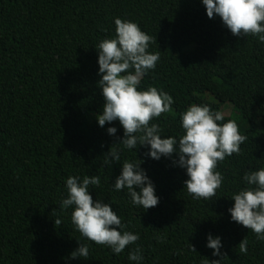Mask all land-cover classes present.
<instances>
[{
    "label": "trees",
    "instance_id": "trees-1",
    "mask_svg": "<svg viewBox=\"0 0 264 264\" xmlns=\"http://www.w3.org/2000/svg\"><path fill=\"white\" fill-rule=\"evenodd\" d=\"M115 18L156 38L148 51L160 59L137 90L156 87L173 97L175 115L150 122L163 129L162 139L184 134L180 114L191 105L222 112L230 104L238 113L217 122L234 120L247 139L239 155L218 162L224 179L210 200L187 193L186 169L172 165L175 154L151 159L148 147L117 144L124 136L118 121L88 122L105 103L95 47L115 37ZM257 123L264 129V42L232 35L219 16H207L202 0H0V264H207L221 260L206 246L209 234L221 238L220 264H264V241L228 211L233 195L251 187L245 173L264 168ZM109 127H116L114 136ZM111 148L120 161L107 166ZM125 161L142 162L156 207L144 211L127 188L114 189ZM86 175L100 177L89 194L111 205L127 226L121 232L139 234L119 255L75 229L73 208L60 209L67 178ZM245 237L247 254L238 248ZM80 243L88 257L71 259ZM137 247L143 260L130 261Z\"/></svg>",
    "mask_w": 264,
    "mask_h": 264
},
{
    "label": "clouds",
    "instance_id": "clouds-1",
    "mask_svg": "<svg viewBox=\"0 0 264 264\" xmlns=\"http://www.w3.org/2000/svg\"><path fill=\"white\" fill-rule=\"evenodd\" d=\"M207 16L214 19L219 16L223 25L232 35L241 37L249 34L258 36L264 42V0H202ZM115 37L104 39L98 45V64L101 79L98 86L102 90L104 105L102 114L97 116L98 124L118 121L123 128V144L127 149H136L137 145L148 147L145 154L154 160L161 157L172 160L173 166L186 169L188 179L184 181L187 193L194 199L210 200L216 195L223 182V176L216 171L218 162L234 153L239 155L240 145L247 137L239 133L234 120H224L220 111L213 112L207 105H191L180 114L184 134L177 139L173 136L161 138L163 131L158 124H150L153 118L172 111L173 97L149 87L139 91L141 79L150 70L155 69L160 59V52L148 51L156 38L146 34L138 24L115 18ZM116 127H109L107 133L115 135ZM178 145V147H177ZM120 161L117 149L111 148L104 155V165ZM142 163V162H141ZM141 163L125 161L121 174L116 178L114 189L122 191L127 188L131 202L144 211L156 207L159 198L155 195V186L149 179ZM247 185L233 195L234 206L229 208L231 220L251 230L258 240L264 241V168L245 173ZM99 186V176H69L66 180L67 198L60 204L61 210L73 208L71 222L75 229L86 239L96 245L107 246L119 255L125 248L139 240V234L121 232L127 226L111 205L100 200L94 201L89 194V187ZM139 189V190H137ZM55 226L62 222L56 218ZM162 242L163 238H159ZM207 247L213 249V256L225 257L220 250L221 238L208 236ZM248 240L245 237L238 245L239 251L247 254ZM191 250L195 251L194 246ZM89 248L81 244L70 254L71 259L87 258ZM130 261H141V249L137 247L129 253ZM221 260L207 261V264H220Z\"/></svg>",
    "mask_w": 264,
    "mask_h": 264
},
{
    "label": "rangeland",
    "instance_id": "rangeland-1",
    "mask_svg": "<svg viewBox=\"0 0 264 264\" xmlns=\"http://www.w3.org/2000/svg\"><path fill=\"white\" fill-rule=\"evenodd\" d=\"M230 104H225L221 107V111L223 113L224 116L226 117H230L233 116L235 118H238V113L237 112H233L231 106H229ZM168 114L170 115H175L174 110L172 109L171 112H169ZM90 124H98V120H97V115H91L89 117V121ZM256 129L258 130V132L260 133L261 136L264 137V129L260 126L259 123L256 124Z\"/></svg>",
    "mask_w": 264,
    "mask_h": 264
}]
</instances>
